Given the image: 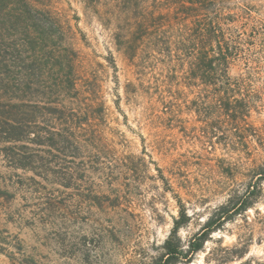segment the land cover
I'll list each match as a JSON object with an SVG mask.
<instances>
[{"label": "rangeland", "instance_id": "obj_1", "mask_svg": "<svg viewBox=\"0 0 264 264\" xmlns=\"http://www.w3.org/2000/svg\"><path fill=\"white\" fill-rule=\"evenodd\" d=\"M32 2L58 18L76 54L78 99L59 101V112L89 123L67 149L54 142L61 152L36 148L37 165L27 170L0 151V264H154L178 215L176 197L191 217L178 233L185 250L229 194L264 168V0L233 1L251 8L244 22L255 26L250 63L230 68L248 85L227 95L247 100L245 123L209 99L225 94L185 78L189 59H178L174 45L181 29L172 11L164 28L154 27L156 0ZM257 208L264 215V204ZM238 234L227 226L179 264H264V230L242 259L234 255Z\"/></svg>", "mask_w": 264, "mask_h": 264}, {"label": "trees", "instance_id": "obj_2", "mask_svg": "<svg viewBox=\"0 0 264 264\" xmlns=\"http://www.w3.org/2000/svg\"><path fill=\"white\" fill-rule=\"evenodd\" d=\"M233 1L156 0L159 16L152 19L154 27L162 29L165 20L170 18L168 12L172 11L171 16L181 29L174 43L178 46L176 57L189 59L185 78L192 83L199 81L207 90L225 94V97L209 99L224 104L225 115L245 123L249 117L247 100H233L227 95L241 93L248 85L247 78L232 77L230 68L236 60L250 63L248 38H253L255 26L244 22L252 19L251 8L234 5ZM145 26H148L147 20ZM66 38L58 18L48 10L35 7L32 0H0V144L3 145L0 151L16 161L18 169L37 165L36 148L47 147L49 153L61 152L55 148L59 143L54 142L60 139L62 144H67L63 147L67 149L68 140L69 144H76L75 137L87 131L88 118L85 123L74 122L73 115L66 114L65 110L59 112V101L78 99L74 80L76 54L67 45ZM38 88L45 92H38ZM234 101L241 102L240 107L229 109ZM44 111L48 112L49 119L41 122ZM240 131L244 133L245 128ZM263 186L264 168H260L254 180L241 190L231 192L225 203L207 217L185 250L178 233L190 223L191 217L176 197L178 215L172 219L170 234L162 246L163 254L154 264L190 263L213 234L229 225L240 233L235 258L245 257L254 233L264 230V215L257 208L264 204ZM249 212H253L252 217ZM258 244H262L261 239Z\"/></svg>", "mask_w": 264, "mask_h": 264}]
</instances>
